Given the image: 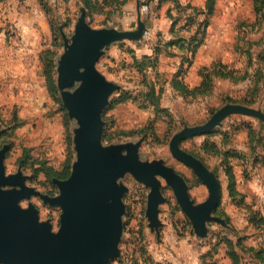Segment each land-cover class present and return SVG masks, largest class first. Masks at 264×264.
<instances>
[{
	"label": "rangeland",
	"instance_id": "1",
	"mask_svg": "<svg viewBox=\"0 0 264 264\" xmlns=\"http://www.w3.org/2000/svg\"><path fill=\"white\" fill-rule=\"evenodd\" d=\"M21 1L0 0V23L12 36L18 35L16 22L23 13ZM30 1L27 7L34 8L36 13L33 16L40 24L44 38L40 70L23 69L18 65H24V61L16 59L15 68L0 76V150L8 146L7 174L21 169L29 186L41 194L56 195L59 188L54 177L47 178L45 173L35 170L40 162L22 165L20 161L26 157L27 149H31L34 159L55 166L62 164L66 153L70 154L72 162L76 158L72 137L74 123L69 121L60 92L57 97L65 110L51 95L44 71L52 72L59 90L58 58L65 51V37L73 36L75 24L84 10L87 22L94 28L136 29L138 8L136 0H98L92 9L86 0ZM207 1L142 0L141 11L148 28L146 35L140 40L110 44L97 63L100 71L119 86L103 112L104 130L111 135L107 139L102 136L103 145H117V152L126 154L129 144L142 140L141 160L163 159L184 175L192 186L196 185L198 178L190 167L173 156L170 150L173 135L186 125L205 123L227 103H242L264 111V0H215L211 14L207 13ZM172 39L185 41V48L180 44L170 45ZM156 45H159V54H154ZM194 45H197L195 50ZM48 49L53 54L46 57ZM133 55L142 63L141 70ZM145 56L153 58L146 59ZM204 75L209 81L204 88L211 86L206 92L183 94L173 84L174 80H180L196 87ZM38 85L46 87L47 93ZM79 85L80 82H76L69 89L73 91ZM152 90L156 91L155 95ZM123 92L130 97L110 107L113 99ZM157 104L166 111L158 114L155 110ZM150 126L152 130L148 128ZM212 143L217 148L211 146ZM263 143L264 121L233 114L213 131L187 138L181 146L216 170L226 186V162L222 152L227 148L240 151L244 156L228 160L234 169H241L244 176H248L247 169L253 163L252 148L264 154ZM206 144L210 151L204 149ZM259 171L253 174L255 179L246 190L250 204L244 198L229 199L227 186L224 187L225 193L215 214L226 223L209 222V233L204 238L196 235L173 189L163 178L166 201L161 205L162 224L159 231L152 230L146 216L150 187L126 173L121 178L128 190L124 194L126 211L119 255L109 264H206L208 261L231 264L227 243L221 236L228 235L234 242L242 237L244 245L258 242L246 211L255 205L264 212V186L259 181L264 179V171ZM191 195L201 201L207 198L208 192L197 194L194 186ZM20 203L23 207L33 203L39 210L40 220H49L52 230H59L61 206L45 202L39 195L25 198ZM238 250L246 264H253V254L249 250Z\"/></svg>",
	"mask_w": 264,
	"mask_h": 264
},
{
	"label": "water",
	"instance_id": "2",
	"mask_svg": "<svg viewBox=\"0 0 264 264\" xmlns=\"http://www.w3.org/2000/svg\"><path fill=\"white\" fill-rule=\"evenodd\" d=\"M141 4L142 0H138L136 29L94 28L87 22L84 10L75 24L73 36L65 37V51L57 62V86L68 115L74 121L76 158L68 177L53 178L59 193L41 194L27 184L21 169L7 174L8 146L0 150V264H109L119 255L126 211L124 194L128 190L121 178L126 173L150 187L146 216L152 230L159 231L162 224L160 206L166 201L162 178L173 189L198 237L208 235L209 222L226 223L215 214L222 198V185L216 172L184 149L182 141L213 131L233 114L264 121V111L242 103H227L205 123L186 125L173 135L170 141L173 156L189 166L208 186L209 195L202 202L192 198L186 177L163 159H140L142 140L129 144L126 154L117 152V145L102 143L103 112L119 86L99 70L97 63L110 44L143 39L148 28ZM76 82L80 85L71 91L69 88ZM33 195L61 206L58 231L52 230L49 220H40L39 210L33 203L28 207L21 205V200Z\"/></svg>",
	"mask_w": 264,
	"mask_h": 264
},
{
	"label": "crops",
	"instance_id": "3",
	"mask_svg": "<svg viewBox=\"0 0 264 264\" xmlns=\"http://www.w3.org/2000/svg\"><path fill=\"white\" fill-rule=\"evenodd\" d=\"M136 1H137V8H138V0H136ZM30 2H31L30 0L21 1L22 6H20V8H23V13H21L20 17H18V22H16V28L18 30V35L17 36L10 35V33L6 29L5 25L3 23H0V76H4V74H3L4 72L8 73L9 70H13L15 68L16 59L20 60V61H24V65H22V64L18 65L19 67L22 66L23 69H26V70L31 71V72H35L37 68H38V70H40L39 69V64H40L39 58H40V55H41L40 52H41V50L44 47L42 45L44 43V41H43L44 38H42V35H41V32H40V24L36 22V19L33 16L34 13H36L34 11V8L33 7H27ZM25 9L30 11V12H33V14H31L30 12L25 11ZM17 13H18V11H17ZM17 13H16V15H17ZM16 19H17V17H16ZM38 87H39V89L41 88L43 90L42 92L45 91L47 93L46 87L42 88V87H40V85H38ZM54 103L56 104L55 101H54ZM60 110H61V108H60ZM65 116L66 115L63 116L64 119H65ZM68 118H69V121H70L71 119H70L69 116H68ZM71 122L74 123L73 120H71ZM62 132H63V136L66 137L65 131H64V124H62ZM68 147L69 146L67 144L66 145V149L67 150H68ZM68 153H69V150H68ZM251 154L253 156V163L251 164L252 166H249L248 169H247L248 176H244V171H242L241 169L240 170L234 169V172H235V175H236V182H237L236 183V187H237V190L239 192V194L234 196V197H232L230 195V192H229V189H228L229 180H228V176H227L226 171H225V174H226L227 180H228L226 186H227V189H228L227 192H228L229 199L238 198L236 200H240V199L244 198L245 201L247 202L248 198L246 199V197H247L246 194H247L248 191H246V190H247L248 187H250L252 185V183H253L252 180L255 179V176L253 178V174H255L256 171L258 172L259 170L260 171L261 170L264 171V163H263V161H261V157H262L261 150L258 151V152L257 151L256 152L251 151ZM70 159H71L70 154L67 155V153H66V156L62 157L63 162H62L61 165L55 166V165H53L51 163H48V164L52 165L58 171H64L67 168L68 160H70ZM70 165H71V167H70V172H71L72 161H71ZM212 170H214V169H212ZM214 171L216 172V174H217V176H218V178H219V180L221 182V185H222V197H223L224 187H226L225 183L222 182V180H221L222 178L219 176L218 172L216 170H214ZM261 177H263V176H261ZM260 179L261 180H259V181L264 186V179L263 178H260ZM194 186L196 187L197 194H199V193L203 194V193H205V191H207L208 195H209L208 186L205 183H203L202 181H200L199 179H198L196 185L192 186V184H190V193H191L192 187H194ZM193 197L194 196H192V198ZM194 199L196 200L195 197H194ZM204 200H205V198L203 200H201V201H197L196 200V202H202ZM221 200H222V198H221ZM248 203L249 202H247V204ZM254 207H255V205H253V208L249 212L246 211L247 212V216L249 218H250V215L252 214L251 211L259 210L258 208H256V207L254 208ZM258 212L262 216H264V212H261L260 210ZM251 227H253V229H255L254 232L257 233V235H258V237H256L258 242L250 244V245H254V246H259V245H262V244L264 245V232L261 231L259 228L256 229L254 224H251ZM229 258L231 259L230 256H229ZM231 264H232V259H231Z\"/></svg>",
	"mask_w": 264,
	"mask_h": 264
},
{
	"label": "trees",
	"instance_id": "4",
	"mask_svg": "<svg viewBox=\"0 0 264 264\" xmlns=\"http://www.w3.org/2000/svg\"><path fill=\"white\" fill-rule=\"evenodd\" d=\"M86 1H87V5H88V7L90 9H92L94 7V5L96 4V2H98V0H86ZM105 1H107V0H104V2ZM214 1L215 0H208L206 2V9H207V13L208 14H211L213 12ZM190 43H193V41H191ZM169 44L170 45H173V44H177L178 45V44H180L182 48L183 47L185 48V41H181L180 42L179 39L176 40V41L172 39L169 42ZM197 45L193 46V50H195L197 48ZM158 52H159V45H156V47L154 48V54H159ZM52 54H53V51L48 49L46 57H48V55L51 56ZM133 56H134L136 64L140 65V70H141V67H143V66H141L142 63H140V61H139V59H138V57L136 55H133ZM144 58L151 59L153 57L145 56ZM51 67H52V69L53 68L55 69V65H52ZM44 72H45V75L47 77L48 88H49V91H50L51 95L54 98H56L55 99L56 102L60 103L61 108L63 110H65V108L63 107L59 97H57L58 96L57 93H59V90H57V87L55 85V78H54L55 76H52V72L50 70L49 71L45 70ZM173 82H174L173 83L174 86L177 88L178 91L182 92L183 94H188V95H190V93L191 94H196L197 91L206 92L211 87V86H209L207 88H204V85L209 82L205 75H204V78L201 81V83L198 86H196V87H191L190 85H188L185 82L180 81V80H174ZM155 93H156V91L152 90V95L153 94L155 95ZM128 97H130V96L127 95L125 92H123L119 97H115L113 99L110 107L111 106H115L116 104H119V103L125 101L126 99H128ZM155 110H156V112L158 114L160 112L166 111V109L161 108L158 104L156 105ZM148 128H150V130L153 129L152 126H150ZM107 131L108 130L105 129L104 132H103L104 139H107L109 136H111L110 133L107 132ZM69 140H70V137H69ZM262 145L264 146V143ZM211 146H215L217 148V145L214 144V143H212ZM204 149L206 151L207 150L210 151V148H209L208 144H206L204 146ZM27 150L28 151H27L26 157L21 158V160H20L22 165H25L27 162H30L31 164L40 162L39 167L35 168L36 172H43V173H45L47 178H51V179L53 177L66 178L69 175L70 167H71L70 164H71V161H72L71 159L68 160L67 168L64 171H58L53 166L47 165L48 163H46V161H42V160H39V159H34L33 155L30 153L31 149H27ZM252 151L256 152L257 150H256V148L253 147ZM222 155L224 156V160L226 162L225 171H226V174H227L228 180H229L228 189H229L230 195L232 197H234V196L238 195L239 192H238L237 187H236V183L237 182H236V175H235V172H234V167L231 164V162H230L231 160L230 159L235 157V156L236 157H240V156H243V155L239 151H236L234 149H228V148L222 152ZM228 158H229L230 161L228 160ZM261 161H263V163H264V154H262ZM258 211L259 210L251 211L252 214L250 216V221H251L252 224L255 225L256 228H259L260 230H262L264 232V216H262ZM221 237L227 243V246H228L227 254L231 257L232 264H246V262H244V258H243L242 253L238 250L240 248L241 249H247L253 254V258H254L253 259V264H264V245L263 244L259 245V246L246 245V244L244 245L243 241H242V237H238V239L235 242L228 235H224V236H221ZM206 264H216V261H208V262H206Z\"/></svg>",
	"mask_w": 264,
	"mask_h": 264
},
{
	"label": "built area",
	"instance_id": "5",
	"mask_svg": "<svg viewBox=\"0 0 264 264\" xmlns=\"http://www.w3.org/2000/svg\"><path fill=\"white\" fill-rule=\"evenodd\" d=\"M146 33H147V31H146ZM146 35V34H145Z\"/></svg>",
	"mask_w": 264,
	"mask_h": 264
}]
</instances>
